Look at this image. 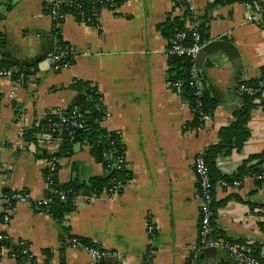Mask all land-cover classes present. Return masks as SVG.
I'll use <instances>...</instances> for the list:
<instances>
[{"label":"crops","instance_id":"0c3cea01","mask_svg":"<svg viewBox=\"0 0 264 264\" xmlns=\"http://www.w3.org/2000/svg\"><path fill=\"white\" fill-rule=\"evenodd\" d=\"M214 1L195 0L199 17H206V44L217 40L234 44L242 63L239 82L259 79L264 68V30L246 22L249 10L241 2L207 13ZM0 2L11 5L0 19V61L6 57L26 61L44 53L55 29L49 11L52 0ZM171 11V0H123L121 6L102 12L99 28L69 16L60 28L78 54L72 67L58 71L46 59L27 87L0 79V191L29 195L27 203H16L7 223L0 221V235L14 246L28 243L36 264H47L43 252L49 249L54 252L52 264L90 261L85 252L64 244L60 223L36 208L51 195L44 175L48 161L39 160L34 146L23 138L47 113L79 107V95L71 88L77 81L94 84L102 94L108 112L103 126L121 136L130 178L119 195H102L91 202L79 199L64 222L69 235L120 255L105 259L104 264H187L192 254L200 253L202 201L195 160L217 144L221 129L232 124L242 100L231 88L233 61L222 52L214 53L203 74L221 101L202 129H189L194 115L168 85L169 43L158 29ZM249 130L251 138L243 149L219 161L222 174L235 176L246 159L264 152L262 108L253 112ZM59 147V143L40 145L52 155ZM105 175L103 165L86 147L77 146L71 158L59 160L57 179L62 186ZM239 183L215 189L220 206L216 228L231 240L264 246V231L257 212L251 210L264 206V184L258 186L252 174ZM205 263L221 261L206 258ZM0 264L18 262L3 250Z\"/></svg>","mask_w":264,"mask_h":264},{"label":"trees","instance_id":"16d2710c","mask_svg":"<svg viewBox=\"0 0 264 264\" xmlns=\"http://www.w3.org/2000/svg\"><path fill=\"white\" fill-rule=\"evenodd\" d=\"M172 11L165 23L159 26V31L168 41L169 46L180 33L186 35L183 40V46H191L193 44V34L187 29V23L193 21L192 15L187 9L179 15L177 12L186 8L187 0H171ZM241 2L245 5H250L252 8L257 6L264 7V0H215L207 10V13H212L216 8L225 4ZM123 0H117L114 7H110L106 0H61L58 7L60 15H71L77 18L81 24L97 27L99 24L98 18L102 10H112L121 6ZM11 9V5L2 4L0 2V19L2 12H7ZM50 11V7H49ZM205 19L206 17H198L200 22L201 34L203 41L205 40ZM59 23V22H58ZM55 22V29L52 38L55 42V47L51 55L64 54V56L56 63L61 71L72 67L75 64V57L78 56L76 50L65 41L60 25ZM259 26L264 30V15L262 16ZM169 57V79L172 83H180L182 85V99L189 105L194 113V121L189 124V129L200 130L207 121L203 119L212 118L219 107L220 100L210 90H205L201 81L197 79V70L195 63L187 57L178 55H170ZM48 59V57H47ZM13 59L6 57L0 61V71H13L12 80L23 87H27L31 83V78L38 72V65L29 68H18L11 63ZM195 76V77H194ZM199 86V87H197ZM78 95H84L85 107L84 110L76 115L77 107L73 106L69 111L62 112L59 110L49 112L42 118L34 127L26 130L23 133V138L26 143L34 146V154L39 160L53 161L64 158H71L74 155V149L77 146H89L90 151L96 162L102 164L106 175L102 178H94L88 183H81L77 180H72L67 185H60L56 174L51 173L48 169L44 171L45 178L50 179L52 203L48 207H37L40 212L50 215L54 220L60 223L62 227V241L64 244L69 243L71 239H77L82 245L88 247H99L97 244L89 240L76 238L69 235V230L64 227L66 217L76 208L77 199L80 196L84 197L86 192H89V198H99L105 193H110L113 184L121 181L126 184L130 178L129 174L122 168L114 167V159L118 160L125 154V146L122 138L115 132L108 131L103 123L106 119L107 109L102 100V94L98 88L86 81H77L71 87ZM242 89V91L240 90ZM246 90V91H244ZM247 90H251L248 92ZM238 96L242 100V107L234 114V121L229 127L221 129L217 144L209 146L203 153L206 165L208 167L209 178L212 183L213 203L211 206L213 216L211 218V238L217 241H224L231 248V253H241L246 257L255 259L259 264H264V246L251 245L244 241H234L229 239L224 233H221L216 228L217 211L220 207L216 203L215 189L217 186L228 187L234 182L242 181L249 175H253L258 186L264 184V179H260L264 175V152L260 155H254L246 159L235 176H226L221 173L218 163L223 158H228L236 152H240L245 144L251 138L249 123L253 112L262 108L264 111V68L261 70V76L257 80L239 83L237 89ZM82 126L80 128L79 126ZM53 145L60 144L57 154H50L48 150L40 148L41 144ZM105 153H111L110 158H105ZM59 170V164H58ZM226 183L228 186H224ZM11 199L15 192H7L4 194ZM62 195L66 196V201H62ZM10 205L15 207L16 201L11 200ZM252 212H257L258 217H264V206L257 209L252 208ZM11 218V217H10ZM5 215H2L0 221L7 222ZM259 227L264 231V221L259 220ZM201 230V228H200ZM203 239L200 236L199 248L203 247ZM3 250H8L10 256H14L18 264H36L37 258H31L30 254L24 253V248L19 244L14 246L12 242L6 238L0 242V253ZM47 264H52L54 252L45 250ZM202 252L192 254L187 264H206L205 259H201ZM224 264V263H218Z\"/></svg>","mask_w":264,"mask_h":264},{"label":"built area","instance_id":"2783aa9c","mask_svg":"<svg viewBox=\"0 0 264 264\" xmlns=\"http://www.w3.org/2000/svg\"><path fill=\"white\" fill-rule=\"evenodd\" d=\"M106 1L110 5V7H114V3L117 0H106ZM60 3H61V0H52L51 6H50V14L56 23L59 22L58 23L59 25L63 24L67 17L71 16L68 14L60 15L58 13V7H59ZM246 6L248 7V10H249L247 17H246V22L259 24L262 16L264 15V7L257 6L256 8H252L250 5H246ZM185 9H187L188 12L193 17V21L187 23V29L193 34V38H192L193 44L191 46H183L182 42H183V40H185L186 35L184 33H180L176 36L175 40L170 44V46L167 50V55L168 56L178 55L180 57H187L193 63H195L199 53L206 46V43L203 41V38H202V34H201L202 26H201L200 22H198L199 14L197 12L195 0H187L186 8L179 10L177 13L179 15H181V13L183 11H185ZM103 11L104 10H102V12ZM102 12H101V15H102ZM101 15L98 18L99 22H100ZM72 17H74L77 20V18L75 16H72ZM96 28H99V24L97 25ZM63 56H64V54H58V55H54V56L50 55L48 57V61L54 69L58 70V69H60V67L56 63ZM12 76H13V71H0V79H4V78L12 79ZM168 85L171 89L175 90L181 96L182 85L180 83L169 82ZM197 87H199V86H197ZM240 90L242 91V89H240ZM244 91H246V90H244ZM247 91L251 92V90H247ZM191 112L194 115L192 110H191ZM79 113H81L80 108L77 107L76 115H78ZM107 116H108V112L106 113V119H107ZM203 119L206 121L210 120L207 117H204V115H203ZM79 127L82 128L81 125ZM85 147L89 148V146H85ZM111 155H112L111 153H105V158L108 159L111 157ZM114 161H115L114 167H115V165L118 164L117 168L119 170H121L122 168L125 167L126 158L124 156L119 158L118 160L114 159ZM58 164H59V160L49 161L48 165H47V169L51 173L56 174V171H58V168H57ZM195 174H196V179H197V183H198L200 199L202 201L201 212H200V214H201L200 236L202 237V239H203L202 242L204 244L203 247L199 248L198 252H203L205 249H208V248L223 249V250H226L227 252H229L234 257L237 264H259L255 259L250 258V257H246L245 255H243L241 253H236V252L231 253V248L229 245H227L223 241H217V240H214L211 238V233H212L211 218L213 216L211 206L213 203V194H212L213 187H212V183H211L210 178H209L208 167L206 165L203 154L196 157ZM45 179H46L48 188L51 192L50 179H47V178H45ZM260 179H264V175H262V177H260ZM223 185L228 186L226 183H224ZM239 185H240L239 182L233 183V186H239ZM123 187H124V183H122L121 181L116 182L113 184V188H112L111 192L105 193L103 195H106L108 197H112L114 195H119L120 191L123 189ZM81 198H83L84 200H87L88 202H91L92 200L98 199V198H85L83 196H80L77 199V202ZM11 200H15L16 203H27L29 201V195L25 192H16L15 195L11 199H9L0 191V211H1L2 215L6 216V218L12 217V214L14 212V207H12L10 205ZM61 200L66 201V196L62 195ZM77 202H76V204H77ZM51 203H52V200H51V198H49L47 200L41 201L36 206L37 207H48ZM258 220L264 221V217H258ZM8 221L9 220L7 219V222ZM6 238L7 237L0 235V242L4 241ZM69 244L73 249H77V250L85 252L90 258L89 264H100V262L102 260L108 259L112 256H118V257L120 256L119 254L106 252V251L102 250L100 247H88V246L82 245L77 239L69 240ZM19 245L24 248L25 254H30L31 258L36 259V256L33 253L31 246L28 243L21 242V243H19ZM12 257L14 258V256H12ZM36 262H37V260H36ZM192 264H194V263H192Z\"/></svg>","mask_w":264,"mask_h":264},{"label":"water","instance_id":"95a60500","mask_svg":"<svg viewBox=\"0 0 264 264\" xmlns=\"http://www.w3.org/2000/svg\"><path fill=\"white\" fill-rule=\"evenodd\" d=\"M53 50H54V41L50 40L47 43V49L44 53L32 59L26 60V61H19V60L13 59L11 63L13 64V66L18 67V68L33 67L45 61L47 57L51 55ZM218 52H222L226 54L233 61L235 73L233 76L231 88L237 90L239 87V83H240L239 76L242 71V63H241V57H240L239 51L234 44L226 40H217L209 44H206V46L199 53L196 59L195 68L197 70V79L201 81L204 89L210 90L211 92H213L215 95L218 96L219 100L221 101L220 94L212 86H210V84L204 78V74H203V70L206 67L205 64L208 61V58H210L214 53H218ZM76 102L79 105L80 112H82L85 107L84 95H79V97H77L76 99ZM3 194H5V192H3ZM84 197H90L89 192H86L84 194ZM62 250H64V248ZM202 253L203 254L201 256V259H205V258L216 259V260H220L224 264H237L234 257L229 252L223 249L208 248V249H205ZM111 261H113L114 263H117L118 259L112 258ZM104 263H105V260H102L101 264H104ZM24 264H27V263L24 261Z\"/></svg>","mask_w":264,"mask_h":264}]
</instances>
